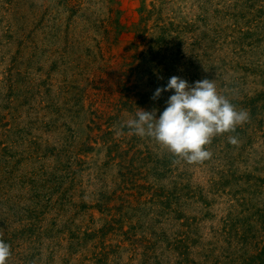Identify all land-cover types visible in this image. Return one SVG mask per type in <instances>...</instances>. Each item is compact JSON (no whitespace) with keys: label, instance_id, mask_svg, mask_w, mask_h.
I'll use <instances>...</instances> for the list:
<instances>
[{"label":"rangeland","instance_id":"374dc122","mask_svg":"<svg viewBox=\"0 0 264 264\" xmlns=\"http://www.w3.org/2000/svg\"><path fill=\"white\" fill-rule=\"evenodd\" d=\"M172 76L249 113L203 163L120 127ZM0 238L7 264H264V0H0Z\"/></svg>","mask_w":264,"mask_h":264},{"label":"clouds","instance_id":"9594fccd","mask_svg":"<svg viewBox=\"0 0 264 264\" xmlns=\"http://www.w3.org/2000/svg\"><path fill=\"white\" fill-rule=\"evenodd\" d=\"M171 91L166 107L157 117L156 109L138 108L133 118L120 127L130 135L150 138L166 149L178 163L200 164L212 156L207 149L213 138L234 132L238 125L249 119L246 110H237L226 95L217 90L211 79H201L189 84L172 76L165 87H158L151 99H158L163 92ZM230 144H238L235 136H229ZM11 247L0 238V264H7Z\"/></svg>","mask_w":264,"mask_h":264}]
</instances>
